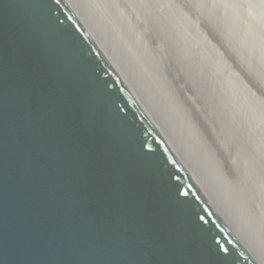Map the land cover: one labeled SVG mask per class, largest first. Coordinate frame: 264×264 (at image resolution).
I'll list each match as a JSON object with an SVG mask.
<instances>
[{"label": "water", "instance_id": "1", "mask_svg": "<svg viewBox=\"0 0 264 264\" xmlns=\"http://www.w3.org/2000/svg\"><path fill=\"white\" fill-rule=\"evenodd\" d=\"M122 1L0 0V264H264V0Z\"/></svg>", "mask_w": 264, "mask_h": 264}, {"label": "bare ground", "instance_id": "2", "mask_svg": "<svg viewBox=\"0 0 264 264\" xmlns=\"http://www.w3.org/2000/svg\"><path fill=\"white\" fill-rule=\"evenodd\" d=\"M181 1V0H180ZM123 2V1H122ZM183 2V1H182ZM124 3V2H123ZM183 4H185V3H183ZM186 5V4H185ZM122 6H123V4H122ZM122 6H121V8H122ZM126 6V5H125ZM125 9H127V8H125ZM126 12V11H125ZM193 12V11H192ZM128 14V13H127ZM129 16H131V15H129ZM132 20H134L133 18H132ZM134 22H135V20H134ZM141 22H139V24H140ZM134 24H137L138 25V22H136V23H134ZM136 25V26H137ZM142 25V24H141ZM144 26V25H143ZM145 34H147V33H145ZM149 35H151L150 33H149ZM146 37V36H145ZM150 37V36H149ZM151 38H152V36H151ZM149 39V38H148ZM154 39V38H153ZM154 40H156V41H154ZM153 41L154 42H151L152 44H150V45H154L153 47H156V48H158V49H160L161 48V42H160V39L159 38H157V39H154ZM150 41V40H149ZM147 44H148V42H146ZM150 43V42H149ZM146 45V44H145ZM147 47H148V45H147ZM149 49V52L151 51L150 50V48H148ZM154 51H156V50H154ZM153 55H155L154 53H152ZM157 54H159V53H157ZM160 55H161V53H160ZM156 57H159V55L157 56V55H155V59H156ZM162 57L160 56V59H161ZM165 59V58H164ZM156 60H159V59H156ZM167 60L169 61V59L167 58ZM159 61H162V59L161 60H159ZM174 77V76H173ZM177 79H178V83L180 84L183 80H182V77H181V75H178L177 76ZM174 82V81H173ZM156 85V87L157 88H159L160 89V87L158 86V84H155ZM181 85H182V83H181ZM179 89H181V91H184V92H186V93H192L193 92V90L192 89H190V87H188L187 88V86H181ZM161 93V92H160ZM189 99V98H188ZM195 98H194V93H193V100H194ZM193 100L192 99H189V101L191 102V105L193 106L194 105V103H193ZM193 103V104H192ZM170 106H171V104H170ZM201 106L200 105H198V106H193V108H194V111H195V113L197 114V116H198V118L200 119L199 121H200V123H201V125H202V127L204 128V130H206V132H207V136H209L210 138H211V141H210V139L208 140V141H210V144H213V146H215V148L218 150V152H219V154H220V156H222V157H224L225 159H226V161H228L229 160V158H231L235 153H239L240 151H241V149H242V143H241V141L239 140V139H237L236 138V136H235V132H233V131H235V128L234 129H232V130H230V131H226L225 130V128L224 127H221L219 124H218V121H217V118H215V117H213V118H211V117H209L208 115H205L204 117L203 116H201V114L198 112V110H197V108H200ZM178 114V113H177ZM212 116H214V115H212ZM193 128H195V126L194 125H192V124H190ZM202 128V129H203ZM237 128V127H236ZM206 132H204L205 134H206ZM204 134V135H205ZM208 137V138H209ZM212 142V143H211ZM262 144H264V143H262ZM197 149V148H196ZM215 149V150H216ZM184 151H185V149H183ZM230 153H229V152ZM188 156H190V154L188 153V152H185ZM246 160V159H245ZM195 162V161H194ZM229 167H228V173L230 172L231 173V177L230 178H227V179H229V180H231L232 182H234V183H237V181H238V176H240L241 175V172H242V170L240 169V167H237V164L234 162V160H229V163L227 164ZM226 165V166H227ZM264 219V218H263Z\"/></svg>", "mask_w": 264, "mask_h": 264}, {"label": "rangeland", "instance_id": "3", "mask_svg": "<svg viewBox=\"0 0 264 264\" xmlns=\"http://www.w3.org/2000/svg\"><path fill=\"white\" fill-rule=\"evenodd\" d=\"M119 1V4H120V7L122 6V4H123V6H122V9L124 10V11H126V13H128V15H131L130 14V10L128 9V7L127 6H125V4L122 2V0H118ZM177 4H179L180 6H181V8H182V10L184 11V12H186L192 19H194V20H196L197 21V14H196V12H195V10H191V8L186 4H183L184 2H182L183 0H174ZM125 8H127V9H125ZM193 11V12H192ZM130 18H131V20H132V16H129ZM134 19V18H133ZM133 21V23H136V22H138V25L137 24H135V25H137V27H138V29H141V28H143L144 26H143V24L142 23H140L139 24V21H136L135 20V22H134V20H132ZM199 21V20H198ZM142 24V25H141ZM199 26H200V28L201 29H203L204 31H205V28H204V26H203V24L201 23V22H199ZM146 32V31H145ZM146 35V37H145V39H146V41H145V44H146V48L148 49V48H150V53H154L155 55H159V57H156V59H159V60H161L162 59V61H160L161 63H162V65H161V67H160V69L163 71V69H164V71H166L167 72V74L169 75V77L172 79H174V77H173V73H172V71L170 70V68L168 67V65L170 64L169 63V61L167 60V57H166V59H164V57H162L161 59H160V52H159V50L157 49V48H154L152 45H150V44H152L151 42H154L153 40V37L151 38V35H147V34H145ZM150 36V37H149ZM211 37V36H210ZM149 38V39H148ZM162 39V38H161ZM210 39H212V38H210ZM150 40V41H149ZM210 41V40H209ZM146 42H148V44L146 43ZM150 42V43H149ZM147 45H148V47H147ZM154 50H156V51H154ZM148 51H149V49H148ZM157 53H159V54H157ZM154 55V56H155ZM226 57H228V56H226ZM172 79V80H173ZM174 86H176V83H175V81H174ZM180 88V87H179ZM176 89V91H174L175 93H176V95H174L176 98H178V99H180V101L182 102V104L184 105V107H185V113H186V118H189L191 121H193V122H196L197 124H198V126L200 127V129H201V131L203 132V134H205L204 132H206V130H204V128L202 127V125H201V123H200V121H199V119H197V117H196V115H195V113H194V108L192 107V105H191V102L186 98V96H185V93H184V91H181V89ZM260 92V91H259ZM161 95H162V97H163V99L164 100H166L167 102H169L170 101V99H168L166 96H165V93L162 91L161 93H160ZM170 104H172L171 103V101L169 102V105ZM177 116H178V114L177 113H175ZM190 124H192V123H190ZM192 125H194V124H192ZM195 126V125H194ZM203 128V129H202ZM208 134H207V132H206V134L204 135L205 136V138L207 139V140H209L210 139V141H211V138L209 137V136H207ZM209 137V138H208ZM210 141H208L209 143H210ZM212 143V142H211ZM210 146H212L213 147V149L215 150L216 148L213 146V144H211ZM216 152H217V155H218V157L220 158V161H221V165H222V168L224 169V171H225V173H226V175H227V178H230L231 176V173L229 172L228 173V163H229V160H234V158H235V156H237L238 155V157L240 158V161H236L235 163L237 164V167H240V169H241V167H244L245 165H246V163H247V165L250 163V161H247V159L245 160V158H242L241 159V155H243L242 154V149H241V151L239 152V153H235L231 158H229V160L228 161H226V159L224 158V157H222V156H220L219 155V153H218V151L216 150ZM220 161H218V162H220ZM227 165V166H226ZM242 170V169H241ZM238 180H239V178H238ZM231 183H233V184H235L234 182H232L231 180H229ZM256 191H258V187L256 186V187H253V189L251 190V193L252 194H254V195H256ZM241 194H244L243 192H241ZM249 196V195H248ZM250 199V198H249ZM251 201H247V203H246V205H248V206H250V203H252L253 201H254V199L253 198H251L250 199ZM253 200V201H252ZM256 201H257V203L260 205V206H264V201L263 200H261V199H259V198H257L256 197ZM257 203H252V205L254 206V208H255V211L257 212V209L258 210H260V211H258L259 213L260 212H262V213H264L263 211H264V208H262V210H261V208L259 207V205L257 204ZM258 213V214H259Z\"/></svg>", "mask_w": 264, "mask_h": 264}]
</instances>
